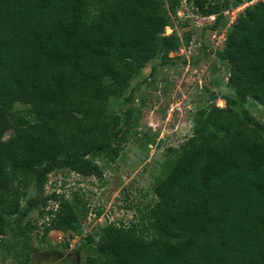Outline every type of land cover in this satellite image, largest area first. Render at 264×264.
<instances>
[{"label": "trees", "instance_id": "obj_1", "mask_svg": "<svg viewBox=\"0 0 264 264\" xmlns=\"http://www.w3.org/2000/svg\"><path fill=\"white\" fill-rule=\"evenodd\" d=\"M229 1L191 5L211 16ZM168 23L157 0H0V236L6 217L26 215L30 184L43 186L58 168L86 171L87 156L111 148L119 122L107 104L161 46L172 47ZM218 57L236 98L264 107V0L244 9ZM16 103L30 107L38 132L4 139ZM192 123L153 179L148 230L99 227L82 264H264L263 134L215 105ZM50 215L47 233L76 222L63 199Z\"/></svg>", "mask_w": 264, "mask_h": 264}, {"label": "rangeland", "instance_id": "obj_2", "mask_svg": "<svg viewBox=\"0 0 264 264\" xmlns=\"http://www.w3.org/2000/svg\"><path fill=\"white\" fill-rule=\"evenodd\" d=\"M157 1L169 17L163 35L173 37L172 47L161 46L124 94L108 102L107 113L119 122L118 138L108 151L86 157V171L54 169L43 186H28L20 202L26 215L5 219L0 264H25L27 258L31 264L35 253L47 251L56 257L54 264H82L86 238L99 227L148 230L146 215L157 202L153 179L168 149L184 145L192 135L198 109L215 105L233 112L240 125H251L264 136V107L236 98L228 84L229 67L218 57L233 23L258 0H231L211 16L199 13L191 0ZM8 120L11 129L4 139L20 130L38 132L26 104L16 103ZM61 199L72 205L76 222L72 229L47 233L50 213Z\"/></svg>", "mask_w": 264, "mask_h": 264}, {"label": "water", "instance_id": "obj_3", "mask_svg": "<svg viewBox=\"0 0 264 264\" xmlns=\"http://www.w3.org/2000/svg\"><path fill=\"white\" fill-rule=\"evenodd\" d=\"M51 252L47 251V252H38V253H35L33 256H32V259H31V264H40V261L42 260V258H45L47 256L50 255ZM43 264H47L46 261H44Z\"/></svg>", "mask_w": 264, "mask_h": 264}, {"label": "flooded vegetation", "instance_id": "obj_4", "mask_svg": "<svg viewBox=\"0 0 264 264\" xmlns=\"http://www.w3.org/2000/svg\"><path fill=\"white\" fill-rule=\"evenodd\" d=\"M55 260H56V257L50 253L49 256L42 258V260L40 261V264H43L44 261H46L47 264H54Z\"/></svg>", "mask_w": 264, "mask_h": 264}]
</instances>
